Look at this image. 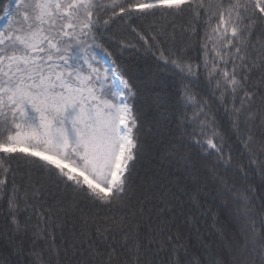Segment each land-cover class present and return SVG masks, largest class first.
Listing matches in <instances>:
<instances>
[{"label":"snow or ice","instance_id":"snow-or-ice-1","mask_svg":"<svg viewBox=\"0 0 264 264\" xmlns=\"http://www.w3.org/2000/svg\"><path fill=\"white\" fill-rule=\"evenodd\" d=\"M0 12V264H264V0Z\"/></svg>","mask_w":264,"mask_h":264},{"label":"trees","instance_id":"trees-1","mask_svg":"<svg viewBox=\"0 0 264 264\" xmlns=\"http://www.w3.org/2000/svg\"><path fill=\"white\" fill-rule=\"evenodd\" d=\"M5 2H7V0H5ZM0 15H2V12H0ZM166 23V21H165ZM178 24L180 23L179 21L177 22ZM123 30V25H113L111 27V31L109 33H107V35L105 36V40H108L109 37H114L110 43L111 46H109L108 43L105 44L106 47H108L109 51L113 53V56L111 58H109V60L111 61L112 59H115L117 64L120 63H131V62H137L140 64L144 63V60L147 59L144 55H143V50L140 49L137 52H133L131 50H126L123 52L119 51V41L122 38L121 37V32ZM201 34H202V30H201ZM125 38L127 40H130L132 43H136V40L134 37L129 36L127 34H125ZM100 51L102 49H99ZM103 51V50H102ZM190 55H192L193 57H195L197 55L196 52H192L190 53ZM198 62V61H195ZM161 79L164 80L166 83H173L174 78L170 75V73L168 72H163L161 73ZM203 95H205L208 99L210 103H213L210 92L209 91H204L202 93ZM223 117V110H220L219 113V117L221 118ZM221 124L224 127H227V122L225 119H221ZM151 143V141H149ZM153 155L152 152L147 153L144 157L141 158L140 162L137 165V175L140 178H143L145 176H149L151 175L153 169H154V163L151 162V156ZM212 230V222L211 219H209L207 221V225H206V229L205 231H208L209 233Z\"/></svg>","mask_w":264,"mask_h":264},{"label":"rangeland","instance_id":"rangeland-1","mask_svg":"<svg viewBox=\"0 0 264 264\" xmlns=\"http://www.w3.org/2000/svg\"><path fill=\"white\" fill-rule=\"evenodd\" d=\"M6 23V21H4V20H0V26H3L4 24ZM97 53H98V55H100V56H105V58L108 60V62L110 63L111 61L109 60V58L108 57H106V54L101 50H97Z\"/></svg>","mask_w":264,"mask_h":264}]
</instances>
